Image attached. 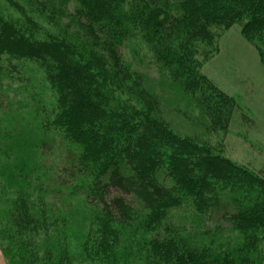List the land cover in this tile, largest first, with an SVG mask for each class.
Listing matches in <instances>:
<instances>
[{"label":"trees","instance_id":"obj_1","mask_svg":"<svg viewBox=\"0 0 264 264\" xmlns=\"http://www.w3.org/2000/svg\"><path fill=\"white\" fill-rule=\"evenodd\" d=\"M27 2L57 35L0 14V109L4 81L26 71L50 91L26 138L36 158L29 172L16 166L30 178L0 210L6 264H262L264 176L174 132L140 68L150 59L195 100L207 129L225 131L236 103L200 73L195 48L238 24L264 64V0ZM49 132L67 143L66 195L37 164Z\"/></svg>","mask_w":264,"mask_h":264},{"label":"rangeland","instance_id":"obj_2","mask_svg":"<svg viewBox=\"0 0 264 264\" xmlns=\"http://www.w3.org/2000/svg\"><path fill=\"white\" fill-rule=\"evenodd\" d=\"M0 14L19 24L30 22L29 26L37 34L57 35L45 15L30 6L27 0H0ZM195 49V56L199 61L205 58L199 68L200 73L236 103L230 113L228 127L225 131L207 129V121L197 103L183 92L180 83L160 75L150 59L144 58L140 70L148 75V86L161 99V117L179 135L194 138L239 166L264 176V64L260 54L242 37L238 24L215 38L213 44L198 42ZM23 65L33 67L28 63ZM29 74L26 71L23 74L25 76L17 74L21 77L4 81L6 96L0 109V210L12 205L20 181L26 183L30 178H17L16 168L19 164H24L25 172L30 171V159L36 158L34 149L28 146L30 123H34L36 109L43 107L46 111L48 108L49 89L43 82H37L38 78L42 81L41 75L37 74L35 79L27 80ZM15 134L23 137L17 138ZM45 137L50 144L43 148L42 155L38 153L37 164H42L53 173V177L59 182L58 188L66 195L67 187L72 185L74 179L69 174L71 164H67L64 157L67 155V143L52 132ZM84 180L81 179V182ZM70 201L73 209L80 215L84 211L80 198L71 196ZM185 215L189 217L188 214ZM182 218H185L182 211H173V222L178 223ZM223 225L225 227L228 224L223 222ZM213 226L212 220L207 223L208 228ZM262 247L263 264L264 244ZM0 264H6L1 250Z\"/></svg>","mask_w":264,"mask_h":264},{"label":"crops","instance_id":"obj_3","mask_svg":"<svg viewBox=\"0 0 264 264\" xmlns=\"http://www.w3.org/2000/svg\"><path fill=\"white\" fill-rule=\"evenodd\" d=\"M264 264V263H263Z\"/></svg>","mask_w":264,"mask_h":264}]
</instances>
